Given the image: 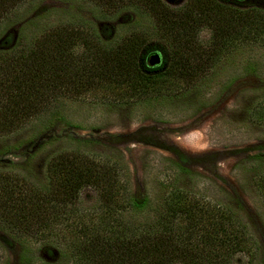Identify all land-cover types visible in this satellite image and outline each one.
<instances>
[{"label": "trees", "instance_id": "obj_1", "mask_svg": "<svg viewBox=\"0 0 264 264\" xmlns=\"http://www.w3.org/2000/svg\"><path fill=\"white\" fill-rule=\"evenodd\" d=\"M34 1L0 0V28L18 26L0 36V135L48 113L61 99L131 104L180 94L237 44L264 43V11L229 5L248 0H186L181 8L162 0H92L105 21L137 12L131 24L101 31L92 22L44 26V14L26 20L15 14ZM203 28L212 33L206 44L199 39ZM153 39L170 51L149 68ZM249 118L264 125V98ZM46 175L47 188L39 190L0 174V219L20 238H66L71 264H233L237 255L246 264L257 262L259 248L246 227L202 195L173 189L151 220L134 225L126 214L144 213L149 202L131 197L115 165L64 151L48 161ZM255 185L264 203V174ZM86 188L98 201L89 212L78 206Z\"/></svg>", "mask_w": 264, "mask_h": 264}, {"label": "rangeland", "instance_id": "obj_2", "mask_svg": "<svg viewBox=\"0 0 264 264\" xmlns=\"http://www.w3.org/2000/svg\"><path fill=\"white\" fill-rule=\"evenodd\" d=\"M162 1L171 8L186 2ZM229 5L264 11V0ZM14 12L25 20L48 16L41 25L92 22L99 31L103 26L114 30L131 24L137 15L122 11L115 20L105 21L92 0H35ZM137 22L150 26L147 20ZM10 29L13 33L18 26H1L0 36ZM211 35L210 29L203 28L199 39L206 44ZM150 46L161 63L168 58L165 42L153 39ZM263 98L264 43L245 41L224 52L194 87L177 95L131 104L61 99L48 113L0 135V174L45 190L46 166L53 156L64 151L93 156L120 170L132 198L149 202L144 213H128L125 221L136 225L151 220L173 189L199 194L233 212L258 245L256 264H264V203L255 185L264 174V125L249 118ZM97 203L93 189L80 192L78 206L83 212ZM71 262L66 238H20V232H9L0 219V264ZM246 262L241 255L233 260V264Z\"/></svg>", "mask_w": 264, "mask_h": 264}, {"label": "water", "instance_id": "obj_3", "mask_svg": "<svg viewBox=\"0 0 264 264\" xmlns=\"http://www.w3.org/2000/svg\"><path fill=\"white\" fill-rule=\"evenodd\" d=\"M236 1L242 2L244 0H236ZM145 63H146V66L149 68L159 66L161 64L160 55L157 52H152L148 54V56L146 57Z\"/></svg>", "mask_w": 264, "mask_h": 264}]
</instances>
